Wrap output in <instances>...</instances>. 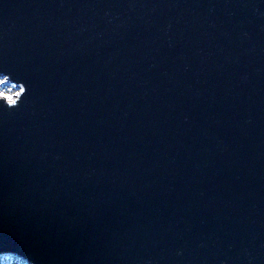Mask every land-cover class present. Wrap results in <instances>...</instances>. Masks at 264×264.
I'll use <instances>...</instances> for the list:
<instances>
[{"label": "water", "instance_id": "1", "mask_svg": "<svg viewBox=\"0 0 264 264\" xmlns=\"http://www.w3.org/2000/svg\"><path fill=\"white\" fill-rule=\"evenodd\" d=\"M0 254L264 264V0H0Z\"/></svg>", "mask_w": 264, "mask_h": 264}, {"label": "rangeland", "instance_id": "2", "mask_svg": "<svg viewBox=\"0 0 264 264\" xmlns=\"http://www.w3.org/2000/svg\"><path fill=\"white\" fill-rule=\"evenodd\" d=\"M3 77L0 78V97H4L6 100H10L16 95L18 89L15 83L10 82V80L8 79H5L7 83H3L2 82ZM0 264H27V263L11 255L0 254Z\"/></svg>", "mask_w": 264, "mask_h": 264}, {"label": "bare ground", "instance_id": "3", "mask_svg": "<svg viewBox=\"0 0 264 264\" xmlns=\"http://www.w3.org/2000/svg\"><path fill=\"white\" fill-rule=\"evenodd\" d=\"M0 78H2L1 76H0ZM3 83H7L6 81H5V78H3V81H2ZM11 82V81H10ZM18 89V88H17ZM18 91V90H17Z\"/></svg>", "mask_w": 264, "mask_h": 264}]
</instances>
